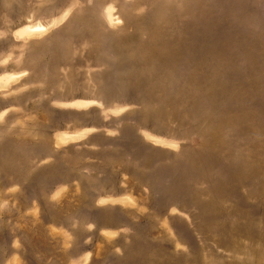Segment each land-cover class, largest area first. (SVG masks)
<instances>
[{
    "label": "rangeland",
    "instance_id": "1",
    "mask_svg": "<svg viewBox=\"0 0 264 264\" xmlns=\"http://www.w3.org/2000/svg\"><path fill=\"white\" fill-rule=\"evenodd\" d=\"M0 264H264V0H0Z\"/></svg>",
    "mask_w": 264,
    "mask_h": 264
},
{
    "label": "bare ground",
    "instance_id": "2",
    "mask_svg": "<svg viewBox=\"0 0 264 264\" xmlns=\"http://www.w3.org/2000/svg\"><path fill=\"white\" fill-rule=\"evenodd\" d=\"M109 13V12H108ZM112 19V18H111Z\"/></svg>",
    "mask_w": 264,
    "mask_h": 264
}]
</instances>
